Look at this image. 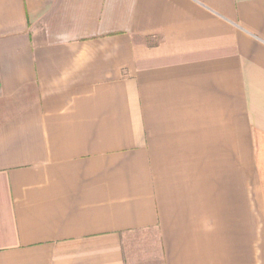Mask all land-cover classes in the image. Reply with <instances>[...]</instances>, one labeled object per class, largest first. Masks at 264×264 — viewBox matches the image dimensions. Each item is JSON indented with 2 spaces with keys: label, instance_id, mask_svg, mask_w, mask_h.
Wrapping results in <instances>:
<instances>
[{
  "label": "crops",
  "instance_id": "1",
  "mask_svg": "<svg viewBox=\"0 0 264 264\" xmlns=\"http://www.w3.org/2000/svg\"><path fill=\"white\" fill-rule=\"evenodd\" d=\"M0 264H264V0H0Z\"/></svg>",
  "mask_w": 264,
  "mask_h": 264
},
{
  "label": "rangeland",
  "instance_id": "2",
  "mask_svg": "<svg viewBox=\"0 0 264 264\" xmlns=\"http://www.w3.org/2000/svg\"><path fill=\"white\" fill-rule=\"evenodd\" d=\"M133 245L135 248H138V247L149 245V243L143 241V239H139L138 241H135Z\"/></svg>",
  "mask_w": 264,
  "mask_h": 264
}]
</instances>
